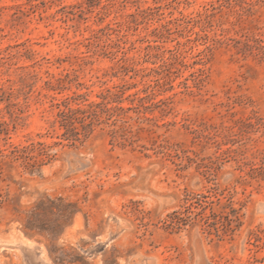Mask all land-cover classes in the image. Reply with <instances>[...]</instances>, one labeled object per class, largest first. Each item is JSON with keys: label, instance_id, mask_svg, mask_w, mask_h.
<instances>
[{"label": "rangeland", "instance_id": "obj_1", "mask_svg": "<svg viewBox=\"0 0 264 264\" xmlns=\"http://www.w3.org/2000/svg\"><path fill=\"white\" fill-rule=\"evenodd\" d=\"M38 143L0 264H264V0H0V152Z\"/></svg>", "mask_w": 264, "mask_h": 264}, {"label": "trees", "instance_id": "obj_2", "mask_svg": "<svg viewBox=\"0 0 264 264\" xmlns=\"http://www.w3.org/2000/svg\"><path fill=\"white\" fill-rule=\"evenodd\" d=\"M104 99H106V95L103 96ZM104 106V102L96 103V104H90L87 109H72L67 108L65 110H61L58 113V122L62 127L66 129L65 135L70 134L67 139L74 140V141H81V138L79 137L80 133L77 131L76 122L79 121L81 123H85L89 115H93L96 112L97 108H100ZM93 125V122H90L89 124L85 125V129H90ZM88 134H84V137L86 138ZM48 146H46L44 143H38L37 145L32 144L28 147L19 148L18 146H14L9 153H3L0 152V165L4 162L5 159H11V162L14 161H21V165L26 168H34L38 165H40V162H42V157H47L48 154ZM2 173V172H0ZM0 207L4 204V202L11 201L13 204V209L16 212H20V210L17 208L16 204L18 203V198L14 197L12 199L9 198V194H7L5 197L3 194L0 193ZM43 206H46V203H42ZM50 207H47L45 209H48ZM234 211V210H233ZM67 212L65 210H61L60 217L64 218L66 217ZM40 215L37 214L35 211L28 213V219L26 228L33 230L36 227V223L39 220ZM238 219V218H236ZM177 222L178 224H186L187 220L184 217H181L176 213L173 217L172 223ZM205 223H207V219H205Z\"/></svg>", "mask_w": 264, "mask_h": 264}]
</instances>
